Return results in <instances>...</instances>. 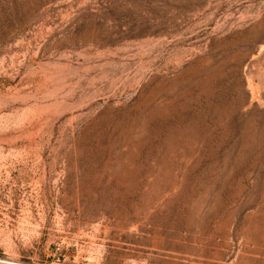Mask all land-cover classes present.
<instances>
[{"label": "rangeland", "instance_id": "rangeland-1", "mask_svg": "<svg viewBox=\"0 0 264 264\" xmlns=\"http://www.w3.org/2000/svg\"><path fill=\"white\" fill-rule=\"evenodd\" d=\"M0 264H264V0H0Z\"/></svg>", "mask_w": 264, "mask_h": 264}]
</instances>
